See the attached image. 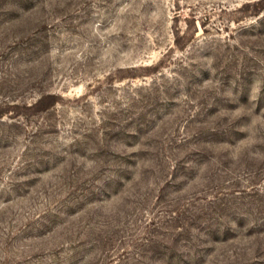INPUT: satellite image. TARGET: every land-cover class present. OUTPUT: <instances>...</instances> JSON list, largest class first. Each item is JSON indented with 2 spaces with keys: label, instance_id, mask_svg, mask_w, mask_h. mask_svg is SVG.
<instances>
[{
  "label": "rangeland",
  "instance_id": "1",
  "mask_svg": "<svg viewBox=\"0 0 264 264\" xmlns=\"http://www.w3.org/2000/svg\"><path fill=\"white\" fill-rule=\"evenodd\" d=\"M0 264H264V0H0Z\"/></svg>",
  "mask_w": 264,
  "mask_h": 264
}]
</instances>
